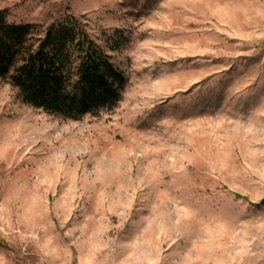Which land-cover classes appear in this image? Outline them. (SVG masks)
<instances>
[{
  "label": "rangeland",
  "instance_id": "rangeland-1",
  "mask_svg": "<svg viewBox=\"0 0 264 264\" xmlns=\"http://www.w3.org/2000/svg\"><path fill=\"white\" fill-rule=\"evenodd\" d=\"M4 10L81 18L126 83L71 121L0 79V264H264V0Z\"/></svg>",
  "mask_w": 264,
  "mask_h": 264
},
{
  "label": "trees",
  "instance_id": "trees-1",
  "mask_svg": "<svg viewBox=\"0 0 264 264\" xmlns=\"http://www.w3.org/2000/svg\"><path fill=\"white\" fill-rule=\"evenodd\" d=\"M0 79L22 103L71 121L113 111L126 83L81 18L65 13L46 25L12 23L5 10L0 11Z\"/></svg>",
  "mask_w": 264,
  "mask_h": 264
}]
</instances>
